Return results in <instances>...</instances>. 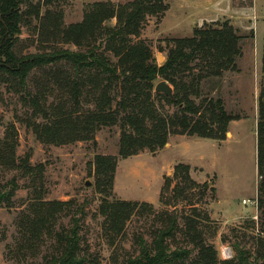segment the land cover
<instances>
[{
  "label": "trees",
  "instance_id": "obj_1",
  "mask_svg": "<svg viewBox=\"0 0 264 264\" xmlns=\"http://www.w3.org/2000/svg\"><path fill=\"white\" fill-rule=\"evenodd\" d=\"M65 1L0 0V84L19 94L26 109L21 120L41 142L93 140L101 128L120 126L119 155L126 158L146 149L155 152L172 133L225 138L230 122L240 117L225 109L222 98L203 97L202 82L238 70L244 36L228 19L205 22L190 36L168 39L167 58L159 64L141 35L148 17L165 16L170 0L95 1L81 21L70 24L64 22ZM33 19L38 21L35 42L40 50L25 53L22 28L32 26ZM162 80L172 85L173 97L155 91ZM163 103L176 105L177 110L166 113ZM16 146L17 132L11 123L0 140V164L21 171L32 189L18 215V253L37 255L50 241V252L41 264H96L98 258L82 235L83 206L74 200L45 199V166L31 164L29 156L17 159ZM257 151L258 201L264 207V85ZM117 165V156L95 157L96 189L103 195L97 211L103 234L115 244L138 214L153 216L157 224L151 240L137 237L139 253L124 264H264L263 250L254 254L237 246L235 256L220 260L216 248L206 242L197 203L205 199L209 183L193 179L188 164L175 166L160 193L166 207L184 203L192 208L181 215L168 208L156 211L149 202L116 198ZM17 186L13 180L12 188H0V206H11ZM63 215L71 217L69 227L58 226ZM179 233L197 249L194 258L192 249L175 243Z\"/></svg>",
  "mask_w": 264,
  "mask_h": 264
},
{
  "label": "rangeland",
  "instance_id": "obj_2",
  "mask_svg": "<svg viewBox=\"0 0 264 264\" xmlns=\"http://www.w3.org/2000/svg\"><path fill=\"white\" fill-rule=\"evenodd\" d=\"M95 1L101 0H68L62 3L64 22L81 21L87 6ZM111 1L121 3L129 0ZM205 1L169 2L170 7L174 6L175 9L181 4L188 5L185 13L188 16L194 13V7L205 6ZM242 1L247 5L252 4V0ZM263 12L264 0H258V10L254 12L256 18L252 22L253 31L250 29L242 33L238 29L239 34L244 36L241 41L242 55L237 60L238 70L226 71L221 77H208L202 82L203 97L222 98L225 109L240 117L230 122L223 139L172 133L168 142L155 152L146 149L126 158L119 155L120 126L101 128L93 140L63 145L45 144L21 120L26 109L19 94L0 84V140L5 137L8 125L13 123L17 132V159L29 156L31 164L41 163L45 166V199L74 200L83 206L84 215H80L83 217L82 235L92 256L98 258L96 264H124L128 257L139 253L137 237L143 235L151 240L150 232L157 225L153 216L134 215L127 223L123 236L115 244L110 243L103 234L102 217L97 213L103 196L96 189L94 174V161L98 154L118 157L113 191L116 198L149 202L156 211L168 208L180 215L190 213L192 208L184 203L166 207L160 201V193L166 177H173L175 166L178 163L188 164L193 179L199 183H209L205 199L197 203L202 214L198 218L206 242L216 248L219 259H226L222 253L226 246L232 250L230 258L236 255L237 246L246 247L254 254L258 250L264 251V207L258 201L261 177L257 166V123L264 85ZM227 19L220 18L219 21ZM199 23L196 19L180 21L171 9L162 19L148 17L141 38L152 47L158 63L162 64L168 54V39L192 35L196 27L204 24ZM37 24L38 21L33 19L32 26L22 28L25 53L40 50L35 42ZM64 46L76 49L72 45ZM162 106L166 113L177 110L173 104L163 103ZM13 180L18 186L12 204L0 206V264H41L43 255L50 252V241L33 256L22 257L16 249L18 215L32 192L29 179L18 169H9L0 164V188H12ZM70 223L71 217L63 215L58 226L69 227ZM175 243L192 249L191 258L196 256L197 249L187 244L181 233Z\"/></svg>",
  "mask_w": 264,
  "mask_h": 264
},
{
  "label": "crops",
  "instance_id": "obj_3",
  "mask_svg": "<svg viewBox=\"0 0 264 264\" xmlns=\"http://www.w3.org/2000/svg\"><path fill=\"white\" fill-rule=\"evenodd\" d=\"M204 3L205 6L194 7V13L188 16L185 14L188 11V5L184 6L185 4H181L176 9L172 6L169 10L173 9L180 21L196 19L201 25L226 17L242 33H247V30L252 29L253 19L256 18L254 12L258 10V0H252L250 5L245 4L242 0H228L227 2L206 0ZM261 14L264 16V12Z\"/></svg>",
  "mask_w": 264,
  "mask_h": 264
},
{
  "label": "water",
  "instance_id": "obj_4",
  "mask_svg": "<svg viewBox=\"0 0 264 264\" xmlns=\"http://www.w3.org/2000/svg\"><path fill=\"white\" fill-rule=\"evenodd\" d=\"M162 58H164L162 56ZM155 91L159 93H163L166 96L173 97L174 96V89L172 85H170L166 80H162L156 84ZM90 185V182H87Z\"/></svg>",
  "mask_w": 264,
  "mask_h": 264
},
{
  "label": "built area",
  "instance_id": "obj_5",
  "mask_svg": "<svg viewBox=\"0 0 264 264\" xmlns=\"http://www.w3.org/2000/svg\"><path fill=\"white\" fill-rule=\"evenodd\" d=\"M222 253H223V255H224V257L227 259H229L230 257H231V253H232V250H231V248L230 247H228V246H226V247H224L223 249H222Z\"/></svg>",
  "mask_w": 264,
  "mask_h": 264
}]
</instances>
